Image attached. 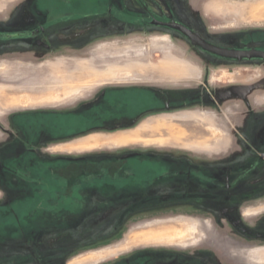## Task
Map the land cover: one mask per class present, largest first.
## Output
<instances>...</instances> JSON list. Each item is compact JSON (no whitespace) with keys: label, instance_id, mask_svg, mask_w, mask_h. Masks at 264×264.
<instances>
[{"label":"rangeland","instance_id":"1","mask_svg":"<svg viewBox=\"0 0 264 264\" xmlns=\"http://www.w3.org/2000/svg\"><path fill=\"white\" fill-rule=\"evenodd\" d=\"M140 1L149 14L136 0L114 3L138 12L142 26L120 22L111 15L92 23L90 35L82 42L43 48H10L0 43V59L9 58L0 60V102L5 101L0 105V204L26 192L34 196L9 170L21 167L28 150H34L40 160L59 158L64 166L59 173L69 182L84 174L120 171L137 150L172 166L208 172V177L199 181L228 182L234 179V169L254 164L264 153V147L257 146L250 135L260 129L255 121L259 115L246 113L238 99L236 104L227 103L220 115L235 134L229 154L225 152L228 131L215 125L211 110L161 115L145 120L136 129L113 134L92 131L79 135L93 126L77 125L70 139L61 141L46 140L51 130H40L39 119H21L35 112L83 113L106 84L141 79L150 73L172 84L196 78L198 72L191 57H199L200 52L179 34L147 25L150 16L176 19L217 46H222L223 40L229 46H264V0ZM250 30L262 35L243 39ZM227 64L234 67L235 76L215 72V83L219 77L235 80L236 84L259 81L264 90V62ZM126 84L135 81L115 85ZM21 128L28 137L44 136L43 141H28ZM261 128L262 133L264 122ZM240 135H249L251 141ZM212 136L218 139V145L209 141ZM257 180L263 182L261 187L248 186V182ZM107 185L98 182L100 189L80 191L76 200L60 208L33 211L26 228L16 233L0 226V233H9L0 236V264H17L22 259L26 264H182L186 256V261H196L201 249L205 251L204 262L213 264L222 260L218 247L244 238L230 233L229 216L241 213L244 221L253 223L264 218V172H256L232 190L204 188L189 178L148 188H125L118 181L112 184L114 187ZM234 193L241 196L239 204L233 201ZM172 196L178 199L166 201ZM256 197L259 201L241 207V202ZM255 227L256 223L252 230ZM228 250L231 256L237 254ZM249 257L264 264V245ZM234 258L239 260L238 256Z\"/></svg>","mask_w":264,"mask_h":264},{"label":"flooded vegetation","instance_id":"2","mask_svg":"<svg viewBox=\"0 0 264 264\" xmlns=\"http://www.w3.org/2000/svg\"><path fill=\"white\" fill-rule=\"evenodd\" d=\"M136 1L138 3H141L145 12H147L148 14L150 13V10L144 4H142L140 0ZM41 3L45 5L48 10L45 15V25H43L40 29L44 30L49 26H56L61 31H66L68 33L66 37L61 36L60 38L55 39L57 42L54 45L58 46L69 45L73 42H76V40L82 42L83 40L88 38V35H90V28L92 23L100 18L104 19L111 15L115 16V18H117V20L120 22L132 23L134 25L141 26L144 25L138 20V12L128 8H121L114 3V0H41ZM154 21L165 24L176 22L183 26L185 25L176 19L162 20L157 19L154 16H150L149 21L147 22V25L149 26L163 30H170L179 34L185 41V43L190 44L200 52L201 55L199 57H191L192 64L195 65L198 72L196 78H193L189 81H183L178 84H172L163 79L161 76L150 73L143 76V78L141 79L133 77L131 81L121 82L128 83L135 81V84H106L107 86L101 90L100 94L96 98V101H91L88 105L89 107L87 106L83 113L64 114L57 112H35L29 113L23 117L21 116V119H39V121H41L40 127L42 128L40 130H43L44 127L51 130V136L49 137V139H45L61 141L70 139L69 134H73V132H75L77 125L86 126L87 124H92L93 126L91 129L83 130L79 133V135L92 131L101 132L102 134H113L117 132L136 129L145 120L161 115H169L176 112H184L187 110H199L201 112H205V110H211L209 113L214 116L215 125H218V127L223 126V129L228 131L226 135L228 136L229 144L225 152L229 154L233 149L232 147L235 140V134L229 130V125L220 118V115L222 114L223 108H226V106H228L227 103L236 104V101L238 99V102L242 103L243 108L245 109L244 111L246 113L252 115L253 113L257 112V114L259 115L255 117V121L260 129L258 128V131L254 132V134L250 133V135L254 136V141H256L258 144L257 146L264 147V132L261 133V125L264 122V108L260 109L254 106L255 104H257L255 102V99L264 96V90L260 88L261 84H258L259 81L256 83L236 84L235 80H221L219 76L218 82L215 83L213 81V73L215 72H217L218 74L220 72H224V74H226L228 77L233 75L235 76L234 67L230 66V64H227L226 66L225 63H242L253 61L264 62V60L244 59L238 61L215 56L204 51L200 47L195 46L190 39L182 35L180 32L165 26L154 25ZM190 30L201 36L199 31L193 29ZM261 33L262 32L250 30L249 32H245L243 34V39L251 40V38H255L257 35H262ZM202 38L206 42L223 49L236 51L256 50L264 52V46H229L226 45L225 40H223L224 42L220 43L222 46H217L206 40L204 37ZM41 48H43V46H41ZM253 87L254 89H252ZM16 119L17 118H14V120ZM21 130L22 132H24L22 128ZM63 134L67 136L61 137V135ZM261 134L263 136H261ZM24 135L28 141L42 142L44 139V136L39 134L34 137H28L24 132ZM240 138L243 140L251 141V139L249 140V135H245V137L240 135ZM34 152V150H28V152L24 156L20 168L9 169L10 171L14 172V176L17 179L24 182V185L27 186V180H30V175L28 173L31 172L32 174L34 171L41 169L44 165L50 166L54 173L61 176L59 172L63 169L64 166L60 165L61 162L58 160L59 158H56L55 160H40L39 158H37ZM130 162L131 164H133H129ZM263 162L264 153H260L259 158L254 164L238 168L237 170L234 169L232 171L234 179L231 181H199L198 179H204L205 176L208 177V172L199 170V168L196 167H187L180 165L172 166L171 164L151 158L149 154H146V152L142 150H137L132 156L125 160V163L120 167V171H116L110 175L116 176L118 178V182L123 184V187L125 188H148L150 186L152 187L162 183L171 184L176 179L182 180L189 178L193 179V181H195L197 185H200L204 188L218 189L223 187L226 190H232L236 186L240 185L244 179L254 175L256 172H264L262 164ZM237 172L238 176L236 178ZM32 180L33 179H31L30 181ZM73 181L69 182L67 180L69 184H72ZM32 182L37 184L38 180H34ZM262 183L263 182L259 180L250 181L248 182V186L261 187ZM234 194L235 196H232L233 201L234 203L239 204L241 196L236 195V193ZM27 195L28 193L26 192V196ZM68 195H72L70 188ZM174 195L176 196L177 194ZM27 197H25V199H27ZM25 199H13L11 202L0 204V221L3 218L9 219L12 213L11 207L18 204V202L24 201ZM173 199L178 198H174L173 196L172 198L167 197L166 201H171ZM243 199H245L246 201V198ZM259 199L260 197L253 198L251 200L247 199L246 202H241V207L245 205H251L259 201ZM179 200H182V197ZM3 209L5 211L7 210L8 212L2 211ZM243 218V214L241 213L238 215V217L235 216L233 218V216H229L228 218L230 233L233 234V236L234 234L243 235V240H240V242L231 240L230 244L224 246V248L218 247L217 250L222 253V260L217 259L216 261H214V259V263H211L252 264L254 262L256 264H259L258 262L252 260V258L249 257V254L253 250H256V248H260L264 245V218H258L255 221L256 227L254 230L252 229L255 223H253V221H244ZM228 249H232L233 251L237 252V254L231 256V251H229ZM204 252L205 251L203 249L198 250V253L196 254V261H186V256V260H183L182 264H208V262H204ZM237 256L239 257L238 261L234 258ZM8 264H12V262L10 261L8 262ZM17 264H26V261H23L22 259L17 262Z\"/></svg>","mask_w":264,"mask_h":264},{"label":"trees","instance_id":"3","mask_svg":"<svg viewBox=\"0 0 264 264\" xmlns=\"http://www.w3.org/2000/svg\"><path fill=\"white\" fill-rule=\"evenodd\" d=\"M28 174L30 180H38L37 184L27 180V187L34 192V196H28L24 201L13 205L10 218H3L0 221V226L9 228L12 231L11 233L25 229V223L30 221L31 213L37 209L60 208L59 206L64 205L66 202L76 200L80 191H85L91 187L100 189L101 186H96L98 182H106L107 186L114 187L112 184L118 181L116 176L110 175L107 171H102L97 174L80 175L72 184H69L66 179L54 173L48 165H44L41 169ZM69 188L72 192L71 196L68 195ZM2 211L8 212L4 209Z\"/></svg>","mask_w":264,"mask_h":264},{"label":"crops","instance_id":"4","mask_svg":"<svg viewBox=\"0 0 264 264\" xmlns=\"http://www.w3.org/2000/svg\"><path fill=\"white\" fill-rule=\"evenodd\" d=\"M48 8L41 3V0H6L5 3L0 2V43L4 46L26 45V46H45L56 44V38L67 36L66 31H61L56 26H49L44 30L40 28L45 25L46 13ZM8 48V49H10ZM2 58V57H1ZM0 60H9L3 57ZM39 64L33 65L37 67ZM264 101V96L255 99L257 106H263L258 102ZM215 137L212 136V145H218ZM196 145L198 141H194ZM208 142V141H207ZM26 194L22 195L19 200L25 199ZM9 233H0L4 237ZM16 236V235H12Z\"/></svg>","mask_w":264,"mask_h":264},{"label":"water","instance_id":"5","mask_svg":"<svg viewBox=\"0 0 264 264\" xmlns=\"http://www.w3.org/2000/svg\"><path fill=\"white\" fill-rule=\"evenodd\" d=\"M154 25H160V26H165L170 29L176 30L180 32L182 35L187 37L188 39L191 40V42L195 45L203 49L204 51L213 54L215 56L224 58V59H229V60H244V59H263L264 60V52L256 51V50H251V51H236V50H228V49H223L216 47L208 42H206L201 36H199L197 33L191 31L187 27L176 23L172 22L169 24L161 23L158 21L153 22Z\"/></svg>","mask_w":264,"mask_h":264},{"label":"bare ground","instance_id":"6","mask_svg":"<svg viewBox=\"0 0 264 264\" xmlns=\"http://www.w3.org/2000/svg\"><path fill=\"white\" fill-rule=\"evenodd\" d=\"M75 79H77V77H75ZM79 80V79H78ZM65 91V90H64ZM53 94V93H52ZM43 96V95H42ZM22 97H24V96H22ZM38 98V97H37ZM31 99H33L32 97H31ZM23 101V100H22ZM16 101H14V103H15ZM5 103V101H2V102H0V105H2V104H4ZM12 103H13V101H12ZM28 103V102H27ZM20 104V103H19Z\"/></svg>","mask_w":264,"mask_h":264}]
</instances>
